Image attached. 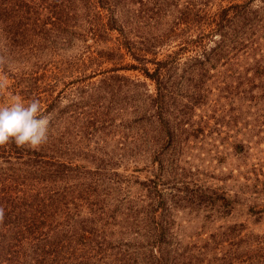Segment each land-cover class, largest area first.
<instances>
[{
	"label": "trees",
	"instance_id": "trees-1",
	"mask_svg": "<svg viewBox=\"0 0 264 264\" xmlns=\"http://www.w3.org/2000/svg\"><path fill=\"white\" fill-rule=\"evenodd\" d=\"M256 1L260 5L253 6ZM197 2L185 3L164 40L161 36L149 42L139 41L134 32L150 25L136 15L125 18L124 0H88L89 10L96 7L103 12L95 14L96 22L89 23L88 31L68 16V0H0V67L8 71L5 62L11 58L16 69L10 77L11 93L39 99L50 120L48 140L38 149L11 142L0 146V264H264L261 239L245 238L241 231L231 241L233 248H221L219 261L218 254L208 249L210 239L200 246L183 244L170 217L183 205L175 196L169 203L159 188L164 157L196 138L198 128L193 133L187 130L194 129L188 117L208 99H204L207 92L192 88L183 105L184 96L173 91L175 79H187V70L241 69L245 75L238 74L230 86L222 83L221 90L230 101H247L251 107L264 99V0H228L215 6ZM164 6L153 8V14ZM86 33L104 44L98 51L100 62L96 57L90 62L88 75L82 53L73 60L57 57L55 63L46 58L62 55ZM111 34L122 53L109 48ZM174 38L179 43L161 51ZM186 53L190 62L184 66ZM181 65L185 74L178 75ZM127 72L138 73L142 79L132 83L144 88L140 99L135 95L133 120L140 144L121 149L119 156L139 158L149 172L158 165L154 177L142 182L132 181V174L118 173L120 162L110 152L86 155V145H81L86 141V80L130 81ZM74 84L78 90L71 89ZM60 85L70 88L61 90ZM67 92L75 99L61 106ZM174 106L176 110L171 109ZM229 145L238 155L249 150L242 140ZM136 167L134 172H143ZM188 196L185 199L193 207L206 203L231 208L225 194L212 198L192 191Z\"/></svg>",
	"mask_w": 264,
	"mask_h": 264
},
{
	"label": "rangeland",
	"instance_id": "rangeland-1",
	"mask_svg": "<svg viewBox=\"0 0 264 264\" xmlns=\"http://www.w3.org/2000/svg\"><path fill=\"white\" fill-rule=\"evenodd\" d=\"M68 1L70 9L68 16L76 19L77 25H83L82 31L85 29L88 31L89 23L96 22L95 14L103 13L96 7L94 10H89L88 0ZM197 1L203 3L205 0H124L127 10L123 7L125 11L121 13L128 19L136 15L140 21L150 25L148 28L138 26L135 29L134 33L139 36V41L149 39L148 41L151 42L152 39L161 36L164 40L165 36L169 35V29L180 17L179 12L184 10L185 3L194 4L198 3ZM206 1L215 6L218 3L226 5L228 0ZM160 4H165L163 11L153 14L152 9L154 8L156 11ZM255 5L260 4L256 1L253 3V6ZM194 16L193 19H195ZM150 17L152 19H149ZM88 35L86 33V38L74 41L62 55L52 54L46 58L55 63L58 60L57 57L73 60L74 55L82 53L86 56V75H88L91 71L88 68L90 62H94L95 57V62H100L97 58L98 51L104 50L103 43H96L98 38L92 40ZM258 35L260 36V33ZM109 37V48L116 53H122L114 41L115 34H111ZM178 43L179 40L174 38L173 41L167 43L168 46L162 47L161 51L173 48ZM188 58L189 53H186L182 58L184 66L189 64ZM5 63L8 65V71H4L0 67V93L4 96H0V105H7L11 98L15 97L10 90V83H12L10 77L16 73L15 64L11 65L13 63L11 58L9 63ZM182 67L183 65L176 69L178 75L185 74V68ZM235 69L210 67L204 70H192L191 73H188L190 70H187L185 75L187 79H175L177 84H173V91L184 96V99L181 98L183 105L187 102L186 95H190L187 94V91L192 88L199 87V90L207 92L204 99H208L196 108L194 115L188 117L189 125L194 129L187 130L189 133H193L192 131L198 128L196 138H189L186 143H181L180 151L164 157L163 176H161L163 178L159 182V184L162 183L159 188L162 187L169 203L173 202L171 196H175V201L178 200V203L183 205L173 209L170 216L174 220L173 231L177 232L182 243L190 245L196 243L197 246H200L204 244V240L210 239L208 249L211 253L216 252L217 254L222 247H226L228 250L233 248L229 246L232 244L233 237L238 235L237 231H241V235L245 238L256 235L264 244V99L262 103H255V107H251L247 101L233 102V100H229V95L225 94L219 86L222 83L223 87L230 86L235 82L238 74L245 75L243 70ZM125 75L130 78V81H104L103 77L86 80V141L81 145H86L84 149L86 155L96 156L95 151L110 152L109 154L114 156L113 159L120 162L117 168L118 173L132 174L133 176L130 175L133 178L132 181H135L136 178L138 182H142L145 177L151 175L154 177L153 172H157L158 165L152 166L150 170L153 172H149L143 167L145 164L138 163L139 158L124 156L121 158L119 156L122 153L121 149L135 148L140 144L135 136L137 128L133 124V120L136 115L135 95H138V99H140V92L144 88L134 85L132 80L136 81L142 78L136 72H127ZM109 83L110 85L105 86ZM69 86L60 85L59 89L65 90L70 88ZM145 88H148L150 92L153 91L150 84H147ZM71 89L78 90L75 84ZM27 97L29 96L17 98L29 100L26 99ZM74 99V95L67 92L66 96L61 99V106ZM179 103L181 102L178 101L177 104L179 105ZM238 108L239 110H236ZM171 109L176 110V106ZM255 109L258 110L255 112ZM236 118L239 121L238 125L233 123ZM93 119L97 122L90 125V120ZM70 124L72 128L73 125L76 126V124ZM235 140L244 141L249 150L243 154H236L229 145ZM133 167L144 170L143 172H134ZM132 187L133 185H131ZM192 191L204 193L207 197L211 196L212 198L225 194L231 200V208H218L214 205L208 206L206 203H202L200 207L194 206V208L186 200ZM210 201L208 203H211ZM215 204L219 205L220 203ZM233 226L238 229L234 231ZM221 258L220 254L216 256L218 261Z\"/></svg>",
	"mask_w": 264,
	"mask_h": 264
},
{
	"label": "clouds",
	"instance_id": "clouds-1",
	"mask_svg": "<svg viewBox=\"0 0 264 264\" xmlns=\"http://www.w3.org/2000/svg\"><path fill=\"white\" fill-rule=\"evenodd\" d=\"M49 124L39 99L12 97L7 105H0V146L11 142L38 149L48 140Z\"/></svg>",
	"mask_w": 264,
	"mask_h": 264
}]
</instances>
